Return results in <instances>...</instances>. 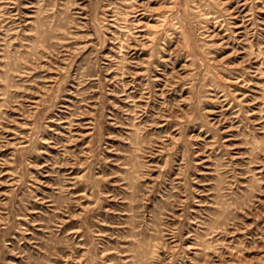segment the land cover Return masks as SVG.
<instances>
[{
	"label": "rangeland",
	"instance_id": "obj_1",
	"mask_svg": "<svg viewBox=\"0 0 264 264\" xmlns=\"http://www.w3.org/2000/svg\"><path fill=\"white\" fill-rule=\"evenodd\" d=\"M0 264H264V0H0Z\"/></svg>",
	"mask_w": 264,
	"mask_h": 264
}]
</instances>
